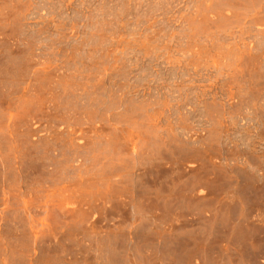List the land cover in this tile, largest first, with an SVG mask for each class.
<instances>
[{
  "label": "rangeland",
  "instance_id": "rangeland-1",
  "mask_svg": "<svg viewBox=\"0 0 264 264\" xmlns=\"http://www.w3.org/2000/svg\"><path fill=\"white\" fill-rule=\"evenodd\" d=\"M0 264H264V0H0Z\"/></svg>",
  "mask_w": 264,
  "mask_h": 264
}]
</instances>
